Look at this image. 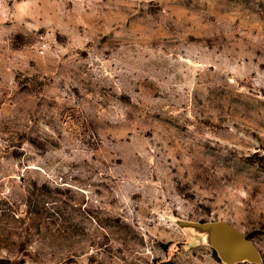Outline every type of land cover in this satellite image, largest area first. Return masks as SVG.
<instances>
[{
	"label": "rangeland",
	"instance_id": "374dc122",
	"mask_svg": "<svg viewBox=\"0 0 264 264\" xmlns=\"http://www.w3.org/2000/svg\"><path fill=\"white\" fill-rule=\"evenodd\" d=\"M219 222L264 264V0H0V264H226Z\"/></svg>",
	"mask_w": 264,
	"mask_h": 264
},
{
	"label": "water",
	"instance_id": "95a60500",
	"mask_svg": "<svg viewBox=\"0 0 264 264\" xmlns=\"http://www.w3.org/2000/svg\"><path fill=\"white\" fill-rule=\"evenodd\" d=\"M212 229L211 244L226 264L239 262L262 263L260 251L254 242L231 225L219 222L208 226Z\"/></svg>",
	"mask_w": 264,
	"mask_h": 264
}]
</instances>
